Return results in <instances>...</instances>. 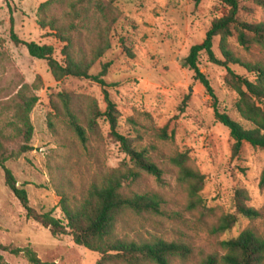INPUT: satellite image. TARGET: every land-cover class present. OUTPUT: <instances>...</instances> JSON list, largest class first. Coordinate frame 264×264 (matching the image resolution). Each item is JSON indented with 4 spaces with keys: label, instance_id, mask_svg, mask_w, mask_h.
Wrapping results in <instances>:
<instances>
[{
    "label": "rangeland",
    "instance_id": "374dc122",
    "mask_svg": "<svg viewBox=\"0 0 264 264\" xmlns=\"http://www.w3.org/2000/svg\"><path fill=\"white\" fill-rule=\"evenodd\" d=\"M48 1L0 0V128L12 135L11 102L23 82L33 84L40 77L42 85L35 92L38 102L30 115L33 151L19 155L20 142H8L6 149L13 158L5 167L26 190L32 208L40 213L53 211L56 218L64 219L59 208L60 193L73 203V198H80L104 169L117 168L125 156L109 138L103 119L98 121L99 137L90 139L84 147L63 116L58 99L61 93L82 102L83 97L94 99L103 112L101 87L77 78L55 82L45 61L32 58L25 47L16 46L10 38L13 30L23 42L52 46L54 58L62 63L66 43L48 29L43 30L39 22L41 15L45 21L52 16L61 18L70 10L69 5L78 0H54L39 13L40 6ZM238 1L240 21L264 23V0ZM97 2L101 8H108L110 0H86L83 5L89 10L88 19H78L77 28L65 34L76 58H89L98 46L101 13ZM111 7L116 22L108 35L110 49L90 74L96 75L101 64H111L105 81L120 113L119 131L133 139L137 148L147 151L163 170L165 182L161 187L153 177L142 176L133 190L158 195L164 214H126L119 220L117 235L136 242L162 239L189 245L194 249L193 257L187 261L175 259L171 264H199L203 256L219 251L218 241L237 237L248 226L262 228L263 220L241 219L227 234H209L208 227L230 211L236 189L244 190L249 198L247 205L264 215V189L258 185L264 169V151L244 144L240 157L231 159L232 141L229 131L215 120L214 100L184 65L191 47L204 40L212 20L226 8L221 0H203L199 4L193 0H116ZM218 44L216 39L213 49L220 56ZM229 44L246 61L264 66V51L259 46L252 44L244 49L235 36ZM198 66L210 82L217 107L248 128L234 110L237 96L224 84L225 69L209 63L204 53ZM232 69L241 76H249L238 66ZM166 126L173 138L161 140L157 132ZM182 152L189 153L190 167L206 177L201 195L212 213L203 221L199 213L187 209L185 188L178 184L176 170L168 162ZM3 247L30 248L49 264H97L100 259L98 254L76 246L70 236L54 238L48 230L27 220L6 186L0 167V264H29L24 255H12Z\"/></svg>",
    "mask_w": 264,
    "mask_h": 264
},
{
    "label": "trees",
    "instance_id": "16d2710c",
    "mask_svg": "<svg viewBox=\"0 0 264 264\" xmlns=\"http://www.w3.org/2000/svg\"><path fill=\"white\" fill-rule=\"evenodd\" d=\"M53 1L49 0L41 5L39 13H43ZM85 1L71 3L70 10L61 18L52 16L45 21L41 15L40 27L43 30L48 29L58 40L66 43L62 49L64 56L62 63L54 58L52 46L23 42L13 30L10 38L16 46L25 47L32 58L45 61L55 82L65 78H77L95 82L101 87L105 103L103 112L94 99L83 97L82 102L71 94L61 93L58 99L62 113L68 121L69 129L84 147L90 139L96 140L99 137L98 121L103 119L109 128V138L118 144L125 159L117 168L104 169L98 180L92 182L80 198H73V203L65 194L60 193L59 208L64 219L56 218L53 211L40 213L32 208L26 190L22 185H18L12 172L5 167V163L13 158V154H8L6 149V144L10 141L20 142L19 155L33 151L30 144L33 136L30 115L38 102L35 92L42 85L41 78L37 77L33 84L23 82L11 102L14 119L10 124L12 135H6L4 129L0 128V167L4 172L5 184L20 203L27 220L48 230L54 238L70 236L76 246L100 256L97 264H171L175 259L187 261L194 255V249L189 245L166 242L162 239L136 242L117 235L119 220L126 214L155 216L164 214L162 200L158 195L133 190V186L143 175L153 177L159 186H164V172L145 149L137 148L133 139L119 131L120 113L110 97L107 90L109 86L105 81L111 64H101L96 75L90 74L94 65L110 49L108 35L116 22L111 6L116 0H110L108 8H101L97 2L101 13V21L97 26L99 40L98 46L91 51L89 58H76L71 52V42L65 34L77 28L78 19H88L89 10L83 5ZM193 1L199 4L203 0ZM221 2L226 8L225 12L212 20L204 40L191 47L184 65L193 71L195 80L214 100L215 120L229 131L232 141L231 159L236 160L240 157L244 144L264 151V66L259 62L243 59L232 49L229 39L235 36L242 48L248 49L255 44L264 51V23L248 24L240 21L238 0ZM261 4L264 5V2ZM216 39L219 40L220 56H217L213 49ZM2 45L3 40L0 38V50L3 48ZM203 53L209 63L225 69L224 84L237 96L233 105L234 110L249 126L248 128L217 107L216 96L210 82L200 72L198 66L199 57ZM232 66L242 68L249 76L237 74ZM56 111L59 112L57 109ZM157 136L161 140L173 138L172 133L168 134L167 126L159 130ZM189 160V153L182 152L170 157L168 162L176 170L178 184L185 188L188 197L187 209L199 213L203 221L212 213L201 195L206 177L191 168ZM258 185L260 189H264V169ZM248 200L244 190L236 189L230 211L212 223L208 227V232L213 237L222 236L236 227L241 219L249 222L263 220L261 230L248 226L237 237L218 241L219 251L203 256L199 264H264V215L260 210L248 206ZM2 249L15 256L24 255L29 264H49L42 262L30 248Z\"/></svg>",
    "mask_w": 264,
    "mask_h": 264
}]
</instances>
